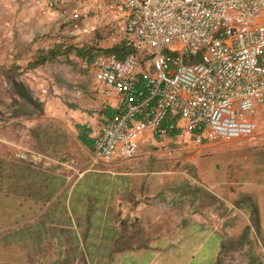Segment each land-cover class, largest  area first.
<instances>
[{
    "label": "crops",
    "instance_id": "crops-1",
    "mask_svg": "<svg viewBox=\"0 0 264 264\" xmlns=\"http://www.w3.org/2000/svg\"><path fill=\"white\" fill-rule=\"evenodd\" d=\"M76 6L0 1V127L26 125V142L10 144L42 153L47 144L37 140H63L67 128L79 134L70 135L73 166L0 160L13 169L2 179L11 189L0 199V264H216L232 249L228 236L248 227L237 222L236 208L264 235V129L253 140H169L128 160H91L92 142L82 132L86 124L95 131L112 112L109 100L93 93L91 75L86 80L67 63L84 59L91 68L94 57L65 41ZM40 122L46 129L32 131Z\"/></svg>",
    "mask_w": 264,
    "mask_h": 264
},
{
    "label": "built area",
    "instance_id": "built-area-1",
    "mask_svg": "<svg viewBox=\"0 0 264 264\" xmlns=\"http://www.w3.org/2000/svg\"><path fill=\"white\" fill-rule=\"evenodd\" d=\"M43 1L55 10L90 0ZM97 1L122 12L124 42L134 55L98 54L92 60L93 93L109 100L112 112L95 131L86 124L82 132L91 139L93 162L128 160L141 147L159 149L169 140L200 144L259 135L264 0ZM14 158L31 167L49 165L31 151Z\"/></svg>",
    "mask_w": 264,
    "mask_h": 264
},
{
    "label": "rangeland",
    "instance_id": "rangeland-1",
    "mask_svg": "<svg viewBox=\"0 0 264 264\" xmlns=\"http://www.w3.org/2000/svg\"><path fill=\"white\" fill-rule=\"evenodd\" d=\"M83 8H86V10ZM73 13L77 14V19H68L66 22V26L69 25L68 28L72 29V35L69 36L67 34L65 36V39L67 40L65 41L67 46L77 49L81 48V50H83L84 58L91 57L98 51L115 48L125 41L123 33L122 12L111 8L105 2L92 0L91 6H76L74 10L69 11V14L66 18L71 17ZM60 20L63 19L60 18ZM49 37L55 38L54 35H50ZM128 50L131 51V55H134V51L130 49L129 46ZM67 63L70 64L69 67H79L83 77L86 80H89L91 68L84 59L76 60L73 58ZM43 125L44 124L40 122L37 127L32 129V131L40 133L43 131ZM25 126V124L9 123L0 127V160H2L3 157H10V159L16 160L14 158V154L18 151H16V148H14L10 143L13 141L26 142L25 138H20L21 131L26 129ZM47 127L49 128V125ZM53 128L54 127L50 126V129ZM58 128L59 127L56 126L55 130H58ZM45 129L46 128L44 127V130ZM262 129H264V127H262ZM67 132L69 133L66 134V138L60 141L58 139L50 138L45 139L42 142L41 139L37 140L39 147H41L43 143L47 144V147L41 148L39 150L42 153H37L54 161L59 159L74 161V158L70 154V150L73 148V145H71L70 141L71 136L74 138L75 136L73 134V130L67 128ZM40 138H42L41 135ZM257 138L258 137L255 139ZM10 148H13L14 150L11 151ZM259 149H263L264 151V148ZM12 172L13 169L10 163L0 164V194L2 195L0 199H2V202L5 201V199L6 201L8 200L6 194L10 195L9 190L11 189V187L6 188L10 185V182L2 179H8L11 177ZM250 201L251 204L253 203L252 205H254L255 200H253L252 197L249 199V202ZM262 201H264V196L259 199L258 205L261 204ZM8 205L11 206L9 203ZM258 207H260V205ZM236 209L237 211L234 213L237 215V222L238 219H242L245 225L248 224V227L244 229V233L242 235L228 236L227 243L231 244L232 249L223 251L220 254L216 264H264V235L254 234L253 230L251 229V215H248L244 212H239L238 214V208ZM137 238H143V236L138 235ZM126 240L127 237L123 236L120 242H126Z\"/></svg>",
    "mask_w": 264,
    "mask_h": 264
},
{
    "label": "trees",
    "instance_id": "trees-1",
    "mask_svg": "<svg viewBox=\"0 0 264 264\" xmlns=\"http://www.w3.org/2000/svg\"><path fill=\"white\" fill-rule=\"evenodd\" d=\"M109 53H113L117 59H122L125 55L131 54V51L128 50V46L125 44V42H122V44H120L119 46L115 48L98 51L97 53L94 54V57L98 54H109Z\"/></svg>",
    "mask_w": 264,
    "mask_h": 264
}]
</instances>
